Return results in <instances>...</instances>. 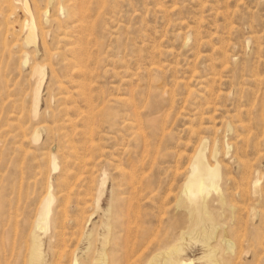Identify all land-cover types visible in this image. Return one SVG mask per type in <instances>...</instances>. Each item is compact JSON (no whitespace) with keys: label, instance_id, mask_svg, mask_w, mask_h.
Instances as JSON below:
<instances>
[{"label":"rangeland","instance_id":"obj_1","mask_svg":"<svg viewBox=\"0 0 264 264\" xmlns=\"http://www.w3.org/2000/svg\"><path fill=\"white\" fill-rule=\"evenodd\" d=\"M0 3V264H28L33 235L47 260L61 251L55 228H35L48 191L76 232L56 264H163L173 246L192 264L216 247L219 264H264V0ZM201 141L222 173L193 200L181 191ZM198 202L215 216L204 236Z\"/></svg>","mask_w":264,"mask_h":264},{"label":"bare ground","instance_id":"obj_2","mask_svg":"<svg viewBox=\"0 0 264 264\" xmlns=\"http://www.w3.org/2000/svg\"><path fill=\"white\" fill-rule=\"evenodd\" d=\"M4 1V0H3ZM10 0H6V2H9ZM26 2V0H25ZM3 3V2H2ZM20 3V2H19ZM1 4V3H0ZM9 4V3H8ZM11 4V3H10ZM16 4V3H14ZM18 5V4H17ZM26 5V4H25ZM28 5V3H27ZM27 5L25 7H27ZM10 6V5H9ZM16 6V5H15ZM5 7V6H4ZM64 7V6H63ZM17 8V6H16ZM3 9V8H1ZM27 9L29 10V7H27ZM10 10V9H9ZM26 10V9H25ZM35 10V9H34ZM37 10V9H36ZM69 10V9H68ZM67 10V12H68ZM71 10V8H70ZM4 11V10H3ZM2 11V12H3ZM40 11V10H39ZM72 11V10H71ZM69 11V12H71ZM29 12V11H28ZM35 13V11H33ZM30 13V12H29ZM5 15V14H3ZM7 15V14H6ZM29 15V14H28ZM68 15V13H67ZM10 16V15H9ZM30 16V15H29ZM41 16V15H40ZM38 16V17H40ZM5 18V17H4ZM10 18V17H9ZM12 18V17H11ZM28 18V17H27ZM35 17H33V15H31V18L30 20L28 19L26 26H27V30H26V33H25V42L26 44H35L36 43V38L38 36L37 34V25L35 23V20H34ZM25 20V19H24ZM39 20V19H38ZM4 22V21H3ZM13 22V21H12ZM11 22V23H12ZM38 22V21H37ZM2 23V22H1ZM0 23V24H1ZM9 23V21H8ZM24 24V22H23ZM9 28V27H7ZM5 27L4 30L7 29ZM10 29V28H9ZM7 33V31H5ZM2 33V32H1ZM44 34V33H43ZM42 34V35H43ZM6 35V34H4ZM24 36V35H23ZM40 36V35H39ZM2 38V36H0ZM43 37V36H42ZM41 37V38H42ZM5 38V37H4ZM7 38V37H6ZM3 39V38H2ZM4 41V40H3ZM2 42V41H1ZM41 44V43H40ZM45 45V43H44ZM43 47V46H41ZM37 48V47H36ZM30 49V48H29ZM45 51V49H44ZM43 52V51H42ZM46 52V51H45ZM47 54V53H46ZM44 58V56H43ZM40 60V59H39ZM82 60V58H81ZM27 61V58L24 60V63ZM82 62H84V59L82 60ZM81 64V63H80ZM31 67V66H30ZM33 68H31L35 73H37L36 75H39V80H38V84L36 85L35 89H34V95H33V111L34 112H37L38 110V106H39V102H40V95H41V88H42V85L44 83V74H43V71H44V67L45 66H42L40 64H36L35 66H32ZM77 69V68H76ZM33 73V74H35ZM37 77V76H36ZM80 92V90H79ZM117 99H119L117 97ZM121 101V100H120ZM127 102V100H126ZM128 105V104H127ZM132 105L134 106V104L132 103ZM131 105V106H132ZM130 107V106H129ZM135 107V106H134ZM126 108V107H125ZM128 108V107H127ZM137 109V108H136ZM133 111V110H132ZM136 112V111H135ZM24 115V114H22ZM21 115V116H22ZM136 115V114H135ZM134 115V112H133V116ZM29 116V114H28ZM22 117H25L22 116ZM23 119V118H21ZM41 125V124H40ZM24 125H22L23 127ZM49 127V126H48ZM24 128V127H23ZM35 128V127H34ZM33 128V129H34ZM17 129V128H16ZM18 129H20L18 127ZM26 129V127H25ZM32 129V130H33ZM43 129V127H37L33 133V138L34 141H38L40 139V136H41V130ZM50 129V128H49ZM48 130V129H46ZM13 131H16L15 128ZM87 131V130H86ZM17 132V131H16ZM26 132V131H25ZM82 132V131H81ZM22 133V132H21ZM15 134V133H14ZM84 134V133H82ZM17 135V134H16ZM24 135V133H23ZM21 136V135H20ZM31 136V135H30ZM25 137V136H24ZM92 137V136H91ZM202 136H200L201 138ZM204 137V136H203ZM93 141V140H92ZM199 141V139H198ZM218 142V141H216ZM214 143V142H213ZM212 144V142H211ZM216 144V143H215ZM218 144V143H217ZM147 145V144H146ZM213 145V144H212ZM211 145V146H212ZM96 146V145H95ZM97 147V146H96ZM197 148V149H196ZM210 148V146H209ZM213 148V147H212ZM196 151H194L195 153L192 154V157L191 158V161L190 162V166H189V171L184 179V182H183V185H182V193L189 199H197L200 195L202 194H209L212 190L213 191H218L219 190V181H220V178H221V167H220V164H219V161L216 159V154H217V149L214 147V150L212 151L211 155L209 156H212L214 158V161L213 162H210V157L206 158V154H205V141H201V143L198 145V147L196 146L195 147ZM209 151V150H208ZM218 155V154H217ZM49 158V155L47 156ZM77 158V157H76ZM189 158V159H190ZM82 160V159H81ZM50 162H51V166H52V169L53 170H56L59 167V164L58 162L56 161V156L55 154H52L50 156ZM187 167H188V164H187ZM187 171V170H186ZM66 172V170H65ZM62 174V173H61ZM60 174V175H61ZM69 174V173H68ZM136 175V174H135ZM65 176V175H63ZM135 178V177H134ZM64 180V177L62 178ZM59 180V179H58ZM91 180V179H90ZM245 181V180H244ZM256 182V181H255ZM60 183L62 184V182L60 181ZM104 183V181H103ZM127 183V182H126ZM58 185V184H57ZM94 185V184H93ZM50 187V186H49ZM62 187H65V185ZM67 187V186H66ZM59 190V189H58ZM67 190V188H66ZM59 192V191H57ZM57 192H56V196H57ZM65 192V190H64ZM61 193V192H60ZM63 193V192H62ZM61 193V194H62ZM68 193V192H67ZM249 193V192H248ZM45 196V197H44ZM44 196H42V202H41V208H40V211L37 213V217H36V220H35V228L42 231L44 234L50 229V228H55V230L53 231V236L56 238L55 242H53V245L56 246V248H59L61 249V251L59 250L58 252H56V250H54L52 252V257H50V261L46 259L45 257V253H44V250L42 248V240L40 239V237L38 235H33V238H32V242H31V246L30 248L28 247V252H27V255L28 256V264H56L57 263V257L58 255L60 257L58 258H62L61 255L63 254V257H64V254L67 252V250H64L63 248H65L67 245H68V242L71 241V239L75 236L76 232L72 233H68L66 231V225L67 223H65L66 221L64 220V214L66 213V211L64 212L63 210V207L59 208L56 212V214H58L57 216H53V218L51 217V212L53 210L52 208V203L55 199V195L53 196V194L48 191L47 194H45ZM60 196V195H59ZM62 196V195H61ZM65 196H66V193H65ZM60 198V197H59ZM62 198V197H61ZM65 197L62 198V200L64 199ZM181 199V198H180ZM40 202V201H39ZM59 203V201H58ZM58 206V205H57ZM65 206V205H64ZM58 208V207H56ZM190 212L191 214L193 215L194 217V223L201 228H203L204 230V233H203V236L204 234H208V229L205 227L207 225L208 228H210L213 224V220L215 218L214 214H212L211 212H209L207 210V207L205 206V203L201 202V203H193L191 206H190ZM128 213V211H127ZM36 216V215H35ZM66 216V215H65ZM190 216V215H189ZM69 217V215H68ZM34 222V220H33ZM33 226V225H32ZM57 229V230H56ZM207 229V230H206ZM53 230V229H52ZM194 230V229H193ZM198 230V229H197ZM78 233V232H77ZM190 233V232H189ZM188 233V234H189ZM199 233V231H198ZM192 234V232H191ZM196 234V233H195ZM194 234V236H195ZM212 234V233H211ZM46 236L48 234H45ZM44 235V236H45ZM199 235V234H198ZM214 235V234H213ZM45 236V238L47 239V237ZM93 236V235H92ZM91 236V237H92ZM95 236V235H94ZM188 236V235H187ZM212 236V235H211ZM42 237V235H41ZM86 239L88 240L87 241V244L90 245L91 244V239L90 238V234L87 236H85ZM209 237V236H207ZM44 238V239H45ZM94 238V237H93ZM92 238V239H93ZM264 238V237H263ZM210 239V238H209ZM223 240H226V239H223ZM264 240V239H263ZM262 240V241H263ZM46 241H44V244H45ZM238 242V241H237ZM55 243V244H54ZM225 243V242H224ZM228 243L230 244V246H228V250H231L232 247V242L230 240H228ZM263 243V242H262ZM228 244V245H229ZM249 244V243H248ZM47 245V243H46ZM50 245V244H49ZM52 245V246H53ZM264 245V244H262ZM51 246V245H50ZM53 246V248H54ZM92 246V245H91ZM236 248V246H235ZM234 248V249H235ZM11 249V248H10ZM52 249V248H51ZM63 249V250H62ZM89 249H92V248H89ZM107 249V248H106ZM125 250V249H124ZM217 250V247L215 249H211L208 251V253L205 254V256L203 257L204 261L201 262L200 264H219V260L217 261L216 260V255H215V252ZM236 250V249H235ZM234 250V251H235ZM88 251V250H87ZM181 251V247L179 246H173L171 247L167 252H166V256L164 261H163V264H192V262H188V261H185L183 259H180L178 258L179 256V253ZM12 252V251H11ZM10 252V253H11ZM50 252V250H49ZM69 252V250H68ZM90 252V251H89ZM130 252V251H129ZM8 253V252H7ZM231 253V252H230ZM229 253V256H231ZM236 253V252H235ZM124 254V253H123ZM134 254V253H133ZM225 254H228V251L227 253ZM233 254V253H232ZM71 255V254H70ZM89 255V253L87 252H84L83 254V261H85V258ZM92 255V254H91ZM157 255V254H156ZM66 256V254H65ZM107 254L105 253H100L98 254V256L95 258H93V262L92 264H109L108 263V260L109 258H107ZM10 257V256H9ZM255 257V256H254ZM27 258V257H26ZM48 258V257H47ZM186 258V257H185ZM10 260V259H9ZM77 259H75L76 261ZM88 260V259H87ZM127 260V259H126ZM148 260V259H147ZM254 260V259H253ZM257 261V260H256ZM81 262V264H82ZM152 262V261H151ZM149 263V264H153V263Z\"/></svg>","mask_w":264,"mask_h":264}]
</instances>
